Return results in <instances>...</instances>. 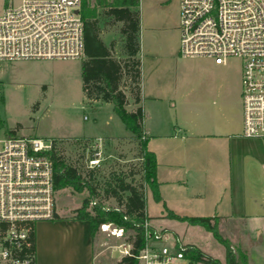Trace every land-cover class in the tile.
I'll return each instance as SVG.
<instances>
[{
  "label": "rangeland",
  "instance_id": "374dc122",
  "mask_svg": "<svg viewBox=\"0 0 264 264\" xmlns=\"http://www.w3.org/2000/svg\"><path fill=\"white\" fill-rule=\"evenodd\" d=\"M139 6L146 39L149 42L155 39L158 48L146 52L143 58L141 105L145 106L144 88L148 107L152 106L148 101L152 90L166 92L159 106L164 125L171 127L167 132L172 130L176 119L188 126L192 120L199 125L206 114L218 112L224 106L232 124L230 139L224 141L223 148L218 146L217 155L211 154L213 167L208 172L207 184L204 176L188 188L181 185L167 189L169 211L182 216L210 217L214 214L215 201H223L221 207H226L233 199L247 216L264 217V139L243 137L242 61L231 58L219 66L212 59L182 57L180 0H140ZM82 63V59L0 61V140L8 137L66 140V156L76 158L75 139L92 137L86 158L100 144L105 170L126 169L139 163L138 142L129 136L113 104L89 101L85 97ZM125 92L130 97L128 90ZM130 100L128 109L132 110L134 104ZM200 145L204 149L206 144ZM202 184L205 201L192 199L190 194L200 193ZM84 196L70 190L57 192V208L70 217L81 206ZM105 207H115V203L107 201ZM147 207L155 226L170 228L152 230H166L225 264V247L210 232L167 217L164 205L156 203L150 191H147ZM161 211H165V218L160 217ZM114 227L103 233L106 252L97 264H119L124 256L123 247L131 232L117 237ZM218 229L231 242L237 261L241 255L243 264H248L250 259H262L261 242L250 244L248 235L243 240L241 234L234 233V226H225L222 219ZM99 232H103L101 228Z\"/></svg>",
  "mask_w": 264,
  "mask_h": 264
},
{
  "label": "built area",
  "instance_id": "2783aa9c",
  "mask_svg": "<svg viewBox=\"0 0 264 264\" xmlns=\"http://www.w3.org/2000/svg\"><path fill=\"white\" fill-rule=\"evenodd\" d=\"M81 6L82 0H0V61L82 59ZM180 32L182 57L219 66L231 58L242 61L243 137L264 139V0H180ZM52 150V140H0V264H37L31 235L38 223L57 216ZM103 159L97 144L87 167H102ZM145 227L139 264H194L186 255L189 245L166 230H152L149 222ZM123 254L130 255V246Z\"/></svg>",
  "mask_w": 264,
  "mask_h": 264
},
{
  "label": "trees",
  "instance_id": "16d2710c",
  "mask_svg": "<svg viewBox=\"0 0 264 264\" xmlns=\"http://www.w3.org/2000/svg\"><path fill=\"white\" fill-rule=\"evenodd\" d=\"M87 1L82 0L81 17L84 24V60L82 63L83 92L89 101L111 103L114 111L125 128L138 142L139 163L114 170L102 167H87L86 153L91 151V138L75 139L76 158L66 156V140L55 139L50 158L54 162V188L57 192L70 190L85 195L81 206L72 216L64 218L75 221H88L92 235L96 236L101 225L112 224L131 234L126 239L130 246V255H125L119 264H139V253L146 245V222L151 218L147 213V191H150L156 203L163 200L157 181L158 163L156 155L147 148V136L144 131L145 111L142 103V63L139 58L141 45L140 12L131 10L140 5V0H113L110 12L118 21H122L121 35L124 38L123 58H116L107 49L101 38L96 22L87 17ZM128 90L134 108L128 109ZM112 200L115 207L106 208L105 202ZM164 205V204H163ZM165 207V206H164ZM167 217L192 226H201L225 247V264H243L242 255L238 261L229 242L220 234V217L182 216L167 210ZM56 219H61L58 214ZM33 246L30 252L36 253L35 234L31 235ZM187 257L193 263L221 264L199 248L189 245ZM239 262V263H238Z\"/></svg>",
  "mask_w": 264,
  "mask_h": 264
},
{
  "label": "crops",
  "instance_id": "0c3cea01",
  "mask_svg": "<svg viewBox=\"0 0 264 264\" xmlns=\"http://www.w3.org/2000/svg\"><path fill=\"white\" fill-rule=\"evenodd\" d=\"M112 2L113 0H88L87 17L90 22L97 23L104 46L112 51L116 58H123L124 38L120 32L123 22L118 21L115 15L110 12ZM131 10H138L141 13L140 6ZM140 19L139 41L141 50L139 58L143 66L145 53L151 52V50L158 51V48H156L155 39L151 38L150 42L146 39L142 30L141 14ZM152 31L151 29L149 32L152 33ZM158 44L157 41V46ZM144 89L143 98L145 99L144 107L146 110L144 131L148 140L147 148L156 155L158 163L157 181L160 194L165 210H171L168 206L166 190L181 185L188 188L193 182L203 179L204 176V184H207L208 172L213 167L211 154L217 155L218 146L220 145L223 148L224 141L230 139L232 124L228 116V109L224 106L218 112L214 111L206 114L201 121L202 124L199 125L192 120L188 126L176 119L172 130L167 132L170 126L166 127L164 125L161 107L159 106L166 92L164 94L163 90H152L148 98L152 106L148 107ZM129 101L131 102L130 97ZM148 120H151L150 123ZM198 130H202V132ZM202 142L206 144L204 149L200 145ZM204 184L200 185L203 193H191L192 199L205 201ZM222 202L220 200L212 204L214 212L212 216L220 217L225 226H234V233L241 234L243 240L248 235L250 244L261 242L262 244H259V246L261 245L264 251V217L247 216L242 209L236 207L233 199L229 201V205H226V207H221ZM164 212L161 211V218L166 217ZM147 213L150 217L148 207ZM57 214L61 219L43 221L36 226L37 264H97L98 259H101L104 252H106L104 232H98L96 236H93L88 221L64 219L67 218V215L59 211L58 208ZM149 226L152 229L169 228L164 225L157 227L154 225L153 220L149 221ZM249 264H264V253L260 261L250 259Z\"/></svg>",
  "mask_w": 264,
  "mask_h": 264
}]
</instances>
